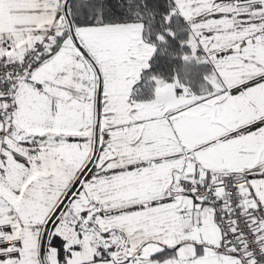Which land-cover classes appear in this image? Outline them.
Returning a JSON list of instances; mask_svg holds the SVG:
<instances>
[{
  "label": "snow or ice",
  "instance_id": "6c2138e0",
  "mask_svg": "<svg viewBox=\"0 0 264 264\" xmlns=\"http://www.w3.org/2000/svg\"><path fill=\"white\" fill-rule=\"evenodd\" d=\"M0 264H264V0H0Z\"/></svg>",
  "mask_w": 264,
  "mask_h": 264
}]
</instances>
